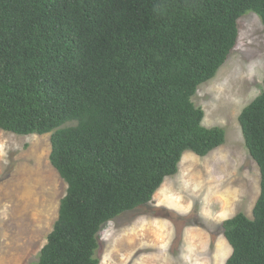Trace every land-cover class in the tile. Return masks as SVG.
<instances>
[{
	"label": "trees",
	"instance_id": "trees-1",
	"mask_svg": "<svg viewBox=\"0 0 264 264\" xmlns=\"http://www.w3.org/2000/svg\"><path fill=\"white\" fill-rule=\"evenodd\" d=\"M264 0H0V130L51 135L67 184L35 264H100L102 230L154 201L185 153L226 143L193 102ZM261 172L253 218L223 223L226 264H264V91L242 111Z\"/></svg>",
	"mask_w": 264,
	"mask_h": 264
},
{
	"label": "rangeland",
	"instance_id": "rangeland-1",
	"mask_svg": "<svg viewBox=\"0 0 264 264\" xmlns=\"http://www.w3.org/2000/svg\"><path fill=\"white\" fill-rule=\"evenodd\" d=\"M264 91V27L249 13L216 77L193 99L206 128L226 131V143L206 157L185 153L154 201L124 213L100 233V264H226L232 247L223 223L253 218L261 172L239 117ZM51 135L0 130V264H35L59 218L68 186L50 163Z\"/></svg>",
	"mask_w": 264,
	"mask_h": 264
}]
</instances>
